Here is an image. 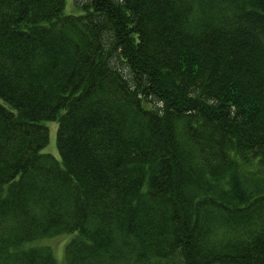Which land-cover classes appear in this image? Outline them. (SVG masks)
Returning a JSON list of instances; mask_svg holds the SVG:
<instances>
[{"label":"trees","instance_id":"16d2710c","mask_svg":"<svg viewBox=\"0 0 264 264\" xmlns=\"http://www.w3.org/2000/svg\"><path fill=\"white\" fill-rule=\"evenodd\" d=\"M65 7L0 0V264H264V0Z\"/></svg>","mask_w":264,"mask_h":264},{"label":"rangeland","instance_id":"374dc122","mask_svg":"<svg viewBox=\"0 0 264 264\" xmlns=\"http://www.w3.org/2000/svg\"><path fill=\"white\" fill-rule=\"evenodd\" d=\"M86 2V0H66V7L65 12L67 14H81L84 12L82 5ZM46 125L49 126L50 129V139L49 143L46 147H43L42 152L51 153L55 155L56 158H59V151L57 149L56 144V136H57V129H58V122L56 121H46ZM69 236H56L48 238L47 240L43 241V243L49 244L53 249L58 258V261L62 263L65 256V244L67 243Z\"/></svg>","mask_w":264,"mask_h":264}]
</instances>
